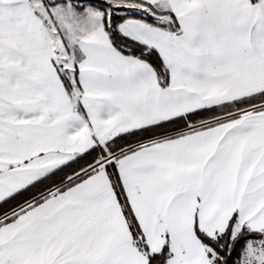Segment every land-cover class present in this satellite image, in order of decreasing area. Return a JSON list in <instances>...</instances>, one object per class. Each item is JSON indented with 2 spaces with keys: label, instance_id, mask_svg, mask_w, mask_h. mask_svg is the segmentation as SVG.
Instances as JSON below:
<instances>
[{
  "label": "snow or ice",
  "instance_id": "1",
  "mask_svg": "<svg viewBox=\"0 0 264 264\" xmlns=\"http://www.w3.org/2000/svg\"><path fill=\"white\" fill-rule=\"evenodd\" d=\"M0 264H264V0H0Z\"/></svg>",
  "mask_w": 264,
  "mask_h": 264
}]
</instances>
